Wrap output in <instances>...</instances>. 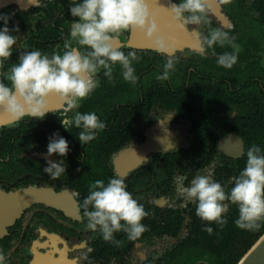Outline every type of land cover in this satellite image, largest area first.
I'll return each mask as SVG.
<instances>
[{"label":"flooded vegetation","instance_id":"flooded-vegetation-1","mask_svg":"<svg viewBox=\"0 0 264 264\" xmlns=\"http://www.w3.org/2000/svg\"><path fill=\"white\" fill-rule=\"evenodd\" d=\"M169 3L150 0L160 32L171 37V55L178 60L168 81L156 79L168 54L133 45L135 32H129L120 36L119 44L125 54L136 51L142 57L133 64L135 86L123 80L119 67L115 84L101 70L95 77L99 86L72 112L65 113L66 106L57 101L42 120L26 116L14 121L0 112V249L6 264L218 261L214 250L219 240L213 235L220 227L202 222L182 189L198 172L230 189V180L245 166L247 150L253 144L264 150V0H231L227 5L208 0L211 26L227 31L242 48L231 69L218 66L210 50L197 47L207 26L169 23ZM69 8L70 0H0V14L11 17L9 29L19 28L12 33L17 44L0 69V79L25 50L49 55L63 50L74 19ZM216 51L231 48L217 46ZM210 99L216 101L215 109L210 110ZM75 111L95 112L107 127L81 145L79 129H65L61 123ZM54 133L68 142L64 157L47 155ZM47 160L64 161L59 180L51 181L44 173ZM113 177L124 178L127 190L148 213L142 221L148 231L139 239L115 234L123 241L120 247L86 229L80 207L90 182L107 183ZM225 218L224 227L235 224V206ZM205 226L213 227L212 235L202 231Z\"/></svg>","mask_w":264,"mask_h":264},{"label":"clouds","instance_id":"clouds-1","mask_svg":"<svg viewBox=\"0 0 264 264\" xmlns=\"http://www.w3.org/2000/svg\"><path fill=\"white\" fill-rule=\"evenodd\" d=\"M230 2L217 0L219 5ZM166 11L170 24L181 28L207 26V35L197 47L202 52L210 50L220 67L231 69L236 64L242 48L227 31L211 26L208 0H180L179 3L170 0ZM69 12L74 19L64 37L62 51L49 55L40 50H25L0 79V112L14 121L26 116L42 120L53 112L52 101L65 105V113L78 109L81 101L99 86L95 77L101 70L103 76L115 84L114 71L119 67L123 80L135 86L138 76L133 64L140 62L142 57L136 51L125 54L121 50L119 38L125 33L140 32L156 52L168 54L162 74L156 76L158 81H168L175 72L178 60L171 55L174 44L170 36L160 32L150 0H70ZM10 19L9 15L0 14L4 24L0 28V69L10 60L13 46L17 44L18 38L12 33L18 32L19 28L9 29ZM217 46L231 48V51L218 54ZM61 123L65 129L69 126L79 129L81 145L94 140L96 134L107 127L95 112L75 111L71 118L67 115L61 118ZM68 151L67 140L58 133L49 138L48 156L64 157ZM63 163V160L46 161L43 171L51 181L59 180L65 173ZM230 183L233 186L226 190L210 175L198 172L190 185L182 189V195L196 205L197 217L208 225L215 223L223 228L228 223L225 214L230 206H235L238 211L235 226L244 231H259L264 224V150L260 146L253 144L247 150L244 168ZM80 207L86 229L99 232L106 243L117 247L123 241L116 239L115 234L122 232L129 241H135L148 231L142 223L148 213L127 190L123 177L110 178L107 183L104 180L90 182L88 195ZM202 231L212 235L214 229L205 226ZM0 264H6L3 249H0ZM89 264L92 261L89 260Z\"/></svg>","mask_w":264,"mask_h":264},{"label":"trees","instance_id":"trees-1","mask_svg":"<svg viewBox=\"0 0 264 264\" xmlns=\"http://www.w3.org/2000/svg\"><path fill=\"white\" fill-rule=\"evenodd\" d=\"M213 102L216 104V101L210 99V110L215 109ZM263 233L264 224H262L261 229L257 232L241 230L236 227L235 224L217 229L213 238H217L219 240V243L214 250L219 259L218 261L213 260L211 264H237L242 256ZM210 245L214 246L213 242H211Z\"/></svg>","mask_w":264,"mask_h":264},{"label":"water","instance_id":"water-1","mask_svg":"<svg viewBox=\"0 0 264 264\" xmlns=\"http://www.w3.org/2000/svg\"><path fill=\"white\" fill-rule=\"evenodd\" d=\"M219 19L223 21L222 15L218 12ZM132 44L137 47H152L142 33L135 32ZM30 199V197H28ZM237 264H264V233L250 247V249L242 256Z\"/></svg>","mask_w":264,"mask_h":264}]
</instances>
